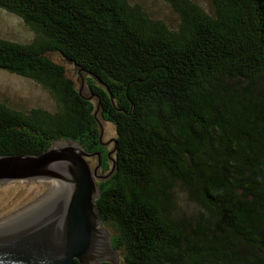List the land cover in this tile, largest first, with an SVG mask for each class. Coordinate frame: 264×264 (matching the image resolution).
I'll use <instances>...</instances> for the list:
<instances>
[{
  "label": "trees",
  "instance_id": "trees-1",
  "mask_svg": "<svg viewBox=\"0 0 264 264\" xmlns=\"http://www.w3.org/2000/svg\"><path fill=\"white\" fill-rule=\"evenodd\" d=\"M164 1L175 27L130 0H0L35 33L0 37V69L56 104H0V155L74 139L106 174L100 114L117 145L96 203L120 264H264V0ZM52 52L88 75L89 96Z\"/></svg>",
  "mask_w": 264,
  "mask_h": 264
},
{
  "label": "water",
  "instance_id": "water-1",
  "mask_svg": "<svg viewBox=\"0 0 264 264\" xmlns=\"http://www.w3.org/2000/svg\"><path fill=\"white\" fill-rule=\"evenodd\" d=\"M113 142L108 152L112 166L106 174L100 172L101 153L88 152L74 139L55 140L38 155H0V185L62 181L61 193L49 203L0 226V264H120L96 203L97 181L115 171V138ZM93 156L97 164L91 168Z\"/></svg>",
  "mask_w": 264,
  "mask_h": 264
},
{
  "label": "rangeland",
  "instance_id": "rangeland-1",
  "mask_svg": "<svg viewBox=\"0 0 264 264\" xmlns=\"http://www.w3.org/2000/svg\"><path fill=\"white\" fill-rule=\"evenodd\" d=\"M194 1L209 10V0ZM130 2L140 4L153 18L163 20L169 27H175L178 23L175 12L164 0H130ZM34 35V31L20 17L0 8V37L25 43L31 41ZM49 56L57 63L64 65L67 76L72 78L77 87L86 95H90L87 80H85L87 74L78 70L72 62L66 60L59 53L52 52L49 53ZM0 104L23 112H28L37 107L49 111L56 109L53 97L41 84L2 69H0ZM98 116L102 131L101 139L104 141L105 148L108 147L110 151L114 145L115 127L112 123L103 120L100 114ZM109 151H107V155ZM89 161L91 168H94L97 164V156L90 157ZM54 180L56 179L31 182L18 181L0 185V226H2L3 221L33 205L35 206L38 201L44 202L46 205L54 199L53 195L46 196ZM176 193L178 194L179 212L192 211L193 204L186 198V193L181 189H177ZM39 205L41 203L38 204V207Z\"/></svg>",
  "mask_w": 264,
  "mask_h": 264
},
{
  "label": "bare ground",
  "instance_id": "bare-ground-1",
  "mask_svg": "<svg viewBox=\"0 0 264 264\" xmlns=\"http://www.w3.org/2000/svg\"><path fill=\"white\" fill-rule=\"evenodd\" d=\"M61 190H62V181L56 179V180L52 181V183H51V188L49 189V192H50V193L48 192L49 194L47 193L46 196L50 197V196L53 195L54 198H55L58 194L61 193ZM43 198H44V197H43ZM39 203H41V205H39V207L45 205L44 202H40V201H38L37 204H36L35 206L33 205V206L29 207L28 209L24 210L23 212H20L19 214H17V215H15V216H13V217H11V218H9V219L3 221V222H2V225H3V224H6V222H10V221H12V220H14V219H16V218H18V217H21V216H23V215H25V214H27V213H29V212H31V211H33V210L39 208V207H38V204H39Z\"/></svg>",
  "mask_w": 264,
  "mask_h": 264
},
{
  "label": "flooded vegetation",
  "instance_id": "flooded-vegetation-1",
  "mask_svg": "<svg viewBox=\"0 0 264 264\" xmlns=\"http://www.w3.org/2000/svg\"><path fill=\"white\" fill-rule=\"evenodd\" d=\"M103 146H105V144H104ZM102 150H103V149H102Z\"/></svg>",
  "mask_w": 264,
  "mask_h": 264
}]
</instances>
